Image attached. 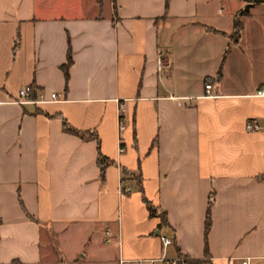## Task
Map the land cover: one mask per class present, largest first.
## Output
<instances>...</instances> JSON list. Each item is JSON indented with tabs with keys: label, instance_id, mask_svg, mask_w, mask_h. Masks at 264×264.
<instances>
[{
	"label": "crops",
	"instance_id": "1",
	"mask_svg": "<svg viewBox=\"0 0 264 264\" xmlns=\"http://www.w3.org/2000/svg\"><path fill=\"white\" fill-rule=\"evenodd\" d=\"M262 88L264 0H0V264H259Z\"/></svg>",
	"mask_w": 264,
	"mask_h": 264
},
{
	"label": "trees",
	"instance_id": "2",
	"mask_svg": "<svg viewBox=\"0 0 264 264\" xmlns=\"http://www.w3.org/2000/svg\"><path fill=\"white\" fill-rule=\"evenodd\" d=\"M244 2L246 3H249L251 0H243ZM238 31H239V26L237 23H234V26H233V33H232V38L233 39H236L237 35H238ZM71 64V60H70V54H69V51H67L66 53V60H65V63L61 66V70L63 72V75H64V78L66 79L67 78V69L69 68ZM219 77V72L217 73V78ZM28 89H29V95H28V98L31 97L34 92H35V88L33 87V85H29L28 86ZM62 130L66 133H71V134H75V135H78V136H81L79 133L71 130L64 122H62ZM91 137V136H89ZM108 161L106 158L102 157L101 155H99V153L97 154V158H96V164L98 166V169H99V176L101 179H103V173H104V169L105 167L108 165ZM122 172V176H125V172L124 171H121ZM137 191L140 193L141 195V200H142V203L144 204L147 212H148V215L149 216H156L159 221H160V225L162 226H165V214L163 212H159L157 209H154L151 207V205L144 199L143 195H142V191H141V188H140V184H139V179L137 180ZM124 193V192H122ZM209 203L208 202V207H209ZM208 207H207V211H206V215H205V221H204V233L206 234L208 228H209V218H208ZM187 264H201L200 262H197V261H190L188 262Z\"/></svg>",
	"mask_w": 264,
	"mask_h": 264
},
{
	"label": "built area",
	"instance_id": "3",
	"mask_svg": "<svg viewBox=\"0 0 264 264\" xmlns=\"http://www.w3.org/2000/svg\"><path fill=\"white\" fill-rule=\"evenodd\" d=\"M251 1H257V0H251ZM156 64H157V70L158 71L162 70L166 66V63L164 62V60L160 56H158ZM209 90H210V86L205 85L204 86V97H211V95L209 94ZM28 94H29L28 87H23L18 91L17 96L19 99L25 100L27 98ZM256 95L257 96H264V89L262 88L259 91H257ZM56 97L57 96L55 94H49V101L55 100ZM117 129H118V132L122 131V129H123L122 121L119 117H118ZM245 130L246 131H256V130H258V127L256 125L248 122L245 125ZM118 152L121 153L122 149L121 148L118 149ZM120 191L126 193V192H128V189L122 188V189H120ZM160 242H161L162 247H166L169 244V239L166 237H160ZM177 262H179V261L172 260V261H170V264H176ZM239 264H252V263H251V259L246 258V259L240 260ZM259 264H264V259Z\"/></svg>",
	"mask_w": 264,
	"mask_h": 264
},
{
	"label": "water",
	"instance_id": "4",
	"mask_svg": "<svg viewBox=\"0 0 264 264\" xmlns=\"http://www.w3.org/2000/svg\"><path fill=\"white\" fill-rule=\"evenodd\" d=\"M244 8H246V7H244Z\"/></svg>",
	"mask_w": 264,
	"mask_h": 264
}]
</instances>
